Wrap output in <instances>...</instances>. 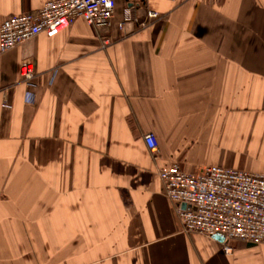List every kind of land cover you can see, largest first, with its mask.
<instances>
[{
  "label": "crops",
  "instance_id": "crops-1",
  "mask_svg": "<svg viewBox=\"0 0 264 264\" xmlns=\"http://www.w3.org/2000/svg\"><path fill=\"white\" fill-rule=\"evenodd\" d=\"M47 1L0 0V25ZM172 164L264 174V0H116L107 27L0 54V264H264V242L182 232Z\"/></svg>",
  "mask_w": 264,
  "mask_h": 264
},
{
  "label": "built area",
  "instance_id": "built-area-1",
  "mask_svg": "<svg viewBox=\"0 0 264 264\" xmlns=\"http://www.w3.org/2000/svg\"><path fill=\"white\" fill-rule=\"evenodd\" d=\"M115 5L116 0H49L36 12L12 14L0 25V54L40 33L53 37L78 17L98 28L107 27ZM147 15L151 19L158 17L154 11ZM130 18V11L124 9V19ZM124 23L123 20L119 26ZM19 75L27 86L34 85L30 62L20 65ZM3 105L7 107L5 102ZM144 142L152 151L157 147L151 132L144 135ZM158 177L174 204L182 232L208 237L220 234L223 242H264L263 173L212 164L199 173H189L172 164L160 169Z\"/></svg>",
  "mask_w": 264,
  "mask_h": 264
},
{
  "label": "water",
  "instance_id": "water-1",
  "mask_svg": "<svg viewBox=\"0 0 264 264\" xmlns=\"http://www.w3.org/2000/svg\"><path fill=\"white\" fill-rule=\"evenodd\" d=\"M182 206L185 207L186 205L183 204ZM216 235H220V234H215L214 236H216ZM220 239H223V236L222 235H220Z\"/></svg>",
  "mask_w": 264,
  "mask_h": 264
}]
</instances>
